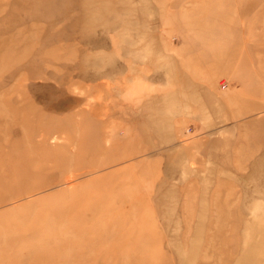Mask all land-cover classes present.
Masks as SVG:
<instances>
[{
	"label": "rangeland",
	"instance_id": "obj_1",
	"mask_svg": "<svg viewBox=\"0 0 264 264\" xmlns=\"http://www.w3.org/2000/svg\"><path fill=\"white\" fill-rule=\"evenodd\" d=\"M0 264H264V0H0Z\"/></svg>",
	"mask_w": 264,
	"mask_h": 264
},
{
	"label": "bare ground",
	"instance_id": "obj_2",
	"mask_svg": "<svg viewBox=\"0 0 264 264\" xmlns=\"http://www.w3.org/2000/svg\"><path fill=\"white\" fill-rule=\"evenodd\" d=\"M14 53H15V55H17V54H16V50L14 51ZM17 53H18V52H17ZM17 56H18V55H17ZM107 83H108V82H107ZM23 122L26 123V126H27V125H30V124H33L32 122L29 121V119H26V120H24ZM47 124H48V123H47Z\"/></svg>",
	"mask_w": 264,
	"mask_h": 264
}]
</instances>
